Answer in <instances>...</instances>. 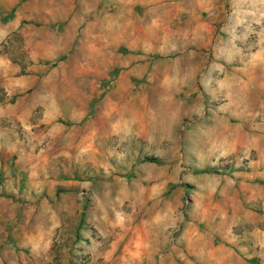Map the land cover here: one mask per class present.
I'll use <instances>...</instances> for the list:
<instances>
[{
  "label": "rangeland",
  "instance_id": "obj_1",
  "mask_svg": "<svg viewBox=\"0 0 264 264\" xmlns=\"http://www.w3.org/2000/svg\"><path fill=\"white\" fill-rule=\"evenodd\" d=\"M0 264H264V0H0Z\"/></svg>",
  "mask_w": 264,
  "mask_h": 264
}]
</instances>
